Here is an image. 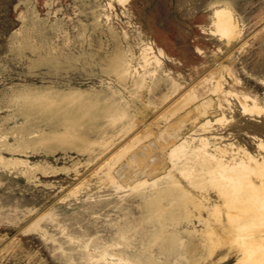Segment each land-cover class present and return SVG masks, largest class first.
Instances as JSON below:
<instances>
[{"label":"rangeland","instance_id":"rangeland-1","mask_svg":"<svg viewBox=\"0 0 264 264\" xmlns=\"http://www.w3.org/2000/svg\"><path fill=\"white\" fill-rule=\"evenodd\" d=\"M217 7L235 36L217 30ZM244 94L264 107V0H0V264H236V247L210 253L203 232L218 193L172 152L183 132L264 155V112H244ZM196 106L210 108L204 129ZM124 165L178 185L132 189L153 179L132 183ZM181 188L205 208H185Z\"/></svg>","mask_w":264,"mask_h":264},{"label":"bare ground","instance_id":"bare-ground-1","mask_svg":"<svg viewBox=\"0 0 264 264\" xmlns=\"http://www.w3.org/2000/svg\"><path fill=\"white\" fill-rule=\"evenodd\" d=\"M213 23L215 24L217 30L220 31L222 35L227 37L235 36L239 31V23L234 18L232 10L228 9L227 7H217L213 10ZM152 52V46L147 45L144 48V61L146 62V65H151L153 62L155 64L153 68L155 69L159 65L160 61L158 58L151 61L153 56H149V54ZM121 65H123L122 62ZM117 67L121 68L120 65ZM150 70L146 71L149 72ZM248 99H252L251 104L246 102ZM214 103L212 102V99H209L207 105L213 106ZM241 103L243 105L244 112H257L259 114L264 112V107L259 105L255 98L248 94L243 95V100ZM209 106L208 108L206 106H196L194 108V113L189 115L191 116L192 127L201 122V120V126L203 129L206 128L208 124L212 123L211 119L208 117L209 114H211L209 111ZM216 106L219 108V105ZM206 118L207 120L203 121ZM222 118L223 116L219 117L218 119L220 120ZM184 138L185 134L183 132L177 134V141H182L179 144L174 143L175 147L173 148L172 152L173 156H177V158L181 159V166L179 168L180 172L182 175L189 178V180L194 184L193 186L196 185L201 188H206V186L210 184L216 190L220 198V201L218 198L217 202H215L209 209V214L207 213L209 216L204 219L205 229L203 232L209 237L212 243L210 245L211 249L209 247L210 253L212 252V248L214 249L224 245L225 243H229L230 246L236 247L241 253L236 264H264V155L261 153H251L246 148L237 147L233 142H229L225 145H219L217 143L210 145L209 137H199L198 139L200 140V145H192L187 143ZM257 146L260 150H264V139L260 138L257 142ZM139 167H141V165ZM125 168V165L118 168V174L121 177H131L130 179H133L131 181L132 183H135L137 178L143 174L151 176L153 179V181L150 183L149 179H145L143 181L140 180L131 186L132 189H140L147 185H150V187L159 186V181L162 178H167L166 180L169 179L168 182L172 188L178 185V181L175 179L172 170L168 176L159 177L157 174L158 172L156 173L157 175H155V171H157V169L154 170V168H147L148 171L146 170L142 173H138L137 170L139 169L136 165L131 171L126 172L125 170L127 168ZM170 187H168L166 191H171L172 189ZM179 192L180 201L185 208H187L190 203L194 204V206L198 209L205 208L206 205L202 199H207V195H201L202 199L196 200L192 195H190L191 191L189 189L185 190L184 188H181ZM173 200L171 201L173 202ZM172 202L169 205H171ZM161 208L159 207V209ZM165 210H168V208ZM165 210L162 209V211ZM186 213H188V211ZM160 214L161 212L159 213V216ZM153 215L154 214H152V216ZM170 215L172 214L170 213ZM212 222H215V224ZM216 225L222 229L221 233L218 232L219 230L216 228ZM187 250L189 249L187 248ZM107 254L108 253H103L101 257L106 259ZM140 257L141 256H139V258ZM145 260L147 261L146 258ZM114 263L134 264L133 261L122 256L117 257V260H115Z\"/></svg>","mask_w":264,"mask_h":264}]
</instances>
